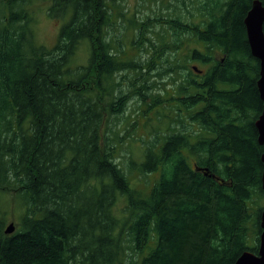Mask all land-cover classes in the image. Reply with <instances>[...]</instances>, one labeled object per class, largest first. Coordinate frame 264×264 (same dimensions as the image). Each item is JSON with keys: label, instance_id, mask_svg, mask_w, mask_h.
<instances>
[{"label": "trees", "instance_id": "16d2710c", "mask_svg": "<svg viewBox=\"0 0 264 264\" xmlns=\"http://www.w3.org/2000/svg\"><path fill=\"white\" fill-rule=\"evenodd\" d=\"M29 1L0 0V191L23 206L11 234L0 206V264H233L257 253L264 165L251 128L262 110L260 62L244 23L254 0L216 1L219 30L204 37L230 44L218 72L240 89L218 113L185 116L213 122L222 144V158L195 162L157 139L140 161L120 152L133 139V123L124 134L111 121L130 98L123 80L139 73L131 83L146 102L155 63L124 56L109 38L108 0H53L49 14L68 19L51 47L36 42ZM84 45L88 60L74 65ZM174 139L175 148L185 143Z\"/></svg>", "mask_w": 264, "mask_h": 264}, {"label": "flooded vegetation", "instance_id": "af4514ba", "mask_svg": "<svg viewBox=\"0 0 264 264\" xmlns=\"http://www.w3.org/2000/svg\"><path fill=\"white\" fill-rule=\"evenodd\" d=\"M216 1H176L177 3H182L183 7L186 6V8L182 9L185 11V14L177 13L176 11L178 10L172 8L171 13H168L170 14V19L167 14L161 20V23L169 25L168 28L171 33L169 41L164 43L161 51L156 50V45L159 46V42L155 43L154 41L152 44H143L141 46L142 49L149 46L150 52L146 53V55H149L156 63L152 78L164 82L163 89L165 91L163 97L160 95V101L156 98V104L150 108V110L152 108L155 109L160 103L165 101L164 105L167 107L163 110L169 112L165 126V141H158V145L163 147L164 143L165 146L171 143L172 151L169 154L174 155V151L176 150V152L181 153L186 159L193 162L199 158H222L221 154L216 152L222 144L217 140V136H212L216 134V131L209 128V123L213 122L189 120L185 116L190 113L201 114V112L208 111H216L218 113L217 111L222 109L221 103L223 102V97L229 94V100L230 97L238 98V91L240 89L236 83H228L227 79L223 81L221 79L222 74L218 72L219 67L224 64L228 54L223 49H227L230 44L212 39L207 40L204 37V35L206 36L205 32H217L219 30V24L216 23V20H219ZM111 3L113 4V0H108V6L112 11ZM192 5H197L195 10L191 8ZM122 15L124 16V13ZM156 17H153L154 22H157ZM179 22L183 23L179 24ZM158 59H160L159 62ZM197 61H200L203 65L196 63ZM160 85V83L158 85L155 83V87H160ZM148 87L152 86L148 84ZM139 102H143V100L140 99ZM248 108L246 109L249 110ZM229 109L234 111L231 107ZM262 112L263 101L262 110L256 120ZM204 117H206L205 113ZM255 121L251 128L253 129L255 142H252L261 146L256 148L261 159L264 153V145H261L258 141L259 132ZM232 123L235 126L249 124L245 121H233ZM214 124L218 125L220 123L214 122ZM223 124H229V122ZM155 133L157 134V130ZM174 137L181 138L185 143L175 148L174 144L178 142V139H174ZM208 145L213 146V148L209 147L207 151ZM233 146H235L234 142ZM212 151L214 153L210 154ZM230 154L227 153L226 155Z\"/></svg>", "mask_w": 264, "mask_h": 264}, {"label": "rangeland", "instance_id": "374dc122", "mask_svg": "<svg viewBox=\"0 0 264 264\" xmlns=\"http://www.w3.org/2000/svg\"><path fill=\"white\" fill-rule=\"evenodd\" d=\"M53 0H30L27 4L29 11L32 14L33 21L31 31L33 30L36 42L48 47L53 46L59 36V31L63 23L68 18H53L49 14V7ZM178 1V0H176ZM175 0H117L112 5L113 17L112 24L108 27L110 37L116 38V42L120 43V47L125 52L124 56L134 59H141L146 62L153 59L146 55L150 52L149 46L142 49L143 44H152L159 42V46L156 45V50L161 51L164 43L169 41L171 37L168 24L157 23L151 21V23L145 22L148 17L164 16L171 13L174 8L177 13L185 14L182 10L183 4L177 3ZM196 1V0H195ZM196 4V3H195ZM197 5H192L191 8L195 10ZM124 13V16L122 15ZM119 41V42H118ZM145 46V45H144ZM154 50V48H153ZM156 50H154L156 52ZM89 57V50L87 45L81 47L75 56L74 65L84 64ZM160 59H158V62ZM153 63L155 61L153 60ZM200 65H203L200 61H197ZM156 66V63L154 64ZM155 68H152L147 74L148 84L151 85L146 92V102H139L140 98L135 94L134 86L132 83L139 84L138 79L140 74H132L130 78H124L125 88L130 92V98L127 103L126 109L117 117H112L111 121H115L120 124V131L125 134L126 126L133 123V128H130L128 135H132L128 145L125 148H121L120 152L124 155L129 154L132 159L140 161L145 154L146 141L156 138L158 141L163 140V135L166 133L165 126L167 124V114L169 112L163 110L164 103H160L155 109L149 108V105L155 103L156 98L160 99V95L163 97L164 82L157 81L156 78H152ZM131 79V80H130ZM161 84L160 87L156 86ZM132 89V90H131ZM159 109V110H158ZM162 109V110H160ZM158 110V111H157ZM181 119V117H179ZM179 119V120H180ZM110 121V119H109ZM114 122H111L113 124ZM172 124V123H171ZM130 126V125H129ZM157 130V134L155 133ZM135 177H138L136 174ZM137 185L139 188H143L146 183L144 179L138 178ZM264 206V198L259 203ZM0 206L1 211L6 213V225L10 222L18 224L20 222V214L22 213L23 206L21 201L11 193L0 191ZM17 227V226H16Z\"/></svg>", "mask_w": 264, "mask_h": 264}, {"label": "water", "instance_id": "95a60500", "mask_svg": "<svg viewBox=\"0 0 264 264\" xmlns=\"http://www.w3.org/2000/svg\"><path fill=\"white\" fill-rule=\"evenodd\" d=\"M244 22L251 53L260 62V77L257 80V86L260 98L263 101V112L255 121V125L259 132L258 141L261 145H264V2L262 0L253 1ZM261 160L264 165V153L262 154ZM262 186L264 188V171L262 175ZM15 227V223L10 222L6 226V232L9 234L13 233ZM261 227L262 232L258 252L255 253L251 250H245L233 264H264V208L261 211Z\"/></svg>", "mask_w": 264, "mask_h": 264}, {"label": "bare ground", "instance_id": "6f19581e", "mask_svg": "<svg viewBox=\"0 0 264 264\" xmlns=\"http://www.w3.org/2000/svg\"><path fill=\"white\" fill-rule=\"evenodd\" d=\"M15 230H16V227H15Z\"/></svg>", "mask_w": 264, "mask_h": 264}]
</instances>
